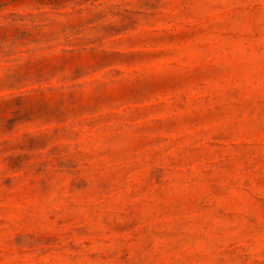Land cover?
Listing matches in <instances>:
<instances>
[{
    "label": "rangeland",
    "instance_id": "374dc122",
    "mask_svg": "<svg viewBox=\"0 0 264 264\" xmlns=\"http://www.w3.org/2000/svg\"><path fill=\"white\" fill-rule=\"evenodd\" d=\"M0 264H264V0H0Z\"/></svg>",
    "mask_w": 264,
    "mask_h": 264
}]
</instances>
